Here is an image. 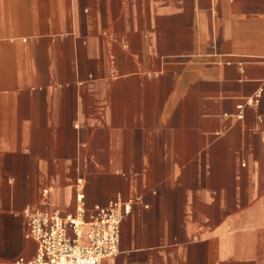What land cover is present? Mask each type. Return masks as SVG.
I'll return each instance as SVG.
<instances>
[{"label": "crops", "instance_id": "crops-1", "mask_svg": "<svg viewBox=\"0 0 264 264\" xmlns=\"http://www.w3.org/2000/svg\"><path fill=\"white\" fill-rule=\"evenodd\" d=\"M116 197L100 264H264V0H0V264Z\"/></svg>", "mask_w": 264, "mask_h": 264}, {"label": "built area", "instance_id": "built-area-1", "mask_svg": "<svg viewBox=\"0 0 264 264\" xmlns=\"http://www.w3.org/2000/svg\"><path fill=\"white\" fill-rule=\"evenodd\" d=\"M261 92H257L256 99ZM81 199L78 194L77 200ZM130 209V202L116 197L107 207H97L96 214L87 221L83 212L61 217L57 213L25 210L26 237L36 245L35 256L28 264H100L114 257L119 252L120 223Z\"/></svg>", "mask_w": 264, "mask_h": 264}]
</instances>
